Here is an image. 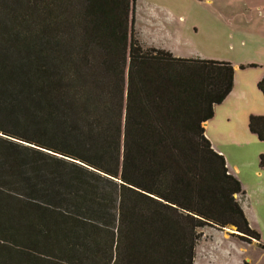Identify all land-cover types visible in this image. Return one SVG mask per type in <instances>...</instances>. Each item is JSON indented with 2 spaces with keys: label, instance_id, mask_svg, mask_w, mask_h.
Here are the masks:
<instances>
[{
  "label": "trees",
  "instance_id": "trees-1",
  "mask_svg": "<svg viewBox=\"0 0 264 264\" xmlns=\"http://www.w3.org/2000/svg\"><path fill=\"white\" fill-rule=\"evenodd\" d=\"M135 4L0 0V264H195L206 227L264 250L203 127L235 68L144 46Z\"/></svg>",
  "mask_w": 264,
  "mask_h": 264
},
{
  "label": "rangeland",
  "instance_id": "rangeland-1",
  "mask_svg": "<svg viewBox=\"0 0 264 264\" xmlns=\"http://www.w3.org/2000/svg\"><path fill=\"white\" fill-rule=\"evenodd\" d=\"M157 2L170 4L176 18L174 24L161 21L165 9L157 8ZM210 2L136 0L135 27L141 36V43L146 47L153 44L164 46L181 59H210L239 65L235 69L238 72L237 89L227 103L217 105V117L211 121V131L217 135L230 171H235L236 167L239 169L235 175L244 186L246 199L264 223V200L261 199L264 172L260 174L259 165V157L264 155V142L252 135L248 127V133L245 131V124L250 121L251 115L264 116V95L253 80L254 73H264V0ZM259 8L263 10L259 11ZM152 11L156 12V19L151 16ZM261 242L264 243V237ZM247 248V255L256 259L263 253L257 245ZM202 251L201 245L197 251V264H245L246 253L235 258H209L207 255L203 258Z\"/></svg>",
  "mask_w": 264,
  "mask_h": 264
},
{
  "label": "crops",
  "instance_id": "crops-1",
  "mask_svg": "<svg viewBox=\"0 0 264 264\" xmlns=\"http://www.w3.org/2000/svg\"><path fill=\"white\" fill-rule=\"evenodd\" d=\"M210 3L213 4V0H211ZM156 7L159 8V9H161V8L165 9L163 18H160L161 21H163V22H165L167 24H174V22L176 21V18L174 16V14H172V8H171L169 3L164 2V4H162L160 2H157ZM259 9H260L259 11H262L264 8L263 9L259 8ZM213 13H214V11H213ZM212 15L214 16V14H212ZM151 16H152V18L156 19V12L152 11V15ZM212 19H214V17H212ZM214 20L217 21V19H214ZM138 39H139V41L141 40V36L139 35V33H138ZM148 48L165 49L164 46L160 47V45L156 46L155 44L149 45ZM165 51H169V50L165 49ZM169 52L173 53V51H169ZM173 54H175V53H173ZM233 67L235 69H238L239 65L238 66H233ZM237 73H238L237 71H236V73H234V89L232 90L231 94L226 98V100L223 103H227L228 100L230 99V96L237 89V86H238V84H237ZM253 75H254L253 76V80H255L256 84L259 85V82L264 77V73L257 72V73H254ZM217 108L218 107L216 106L215 107L214 118L217 117V112H216ZM214 118L212 120L207 121L206 123H204L203 127L205 128L206 136H207L208 140H210L213 149L216 152H218L220 155H223L222 153H225V152L222 150V147H220V145H219V141L217 139V135L212 133V131H211V126H212V122L211 121H213ZM249 122L247 124H245L246 133H248L247 127L249 128ZM249 131H250V129H249ZM251 134L256 136V137H258L256 134H253L252 132H251ZM258 140H259V137H258ZM225 159H226V157H225ZM226 161H227V159H226ZM259 162H260V157H259ZM227 166H228V162H227ZM228 168H229V166H228ZM238 170L239 169L236 167L235 171H238ZM260 170H261L260 174H262V172H264V170L261 167H260ZM235 171L231 172L230 168H229V172L231 174H233L234 176H236L235 175L236 174ZM238 179L240 180V178H238ZM238 199L241 202L240 204H241L242 209H243V211H244V213H245V215H246V217L248 219L247 221H248L249 225L251 226L252 229L256 230L261 235L260 239L263 238L264 237V223L260 220L258 214L254 210V206L252 207L251 203L246 199V193H245L244 196L240 195L238 197ZM261 199L264 200V193H263V196H262ZM202 232H203L202 239H201V241L198 244L197 251H198L199 247L202 245V247H203L202 253L205 255V256H203V258H205L206 255L209 258H211L213 256H222V257L223 256L224 257H232L233 256V258H235L236 255L240 256V254L242 255L243 253L244 254L246 253V255L244 257L245 258V261H244L245 264H253V263L254 264H260V263H263V261H264V250L259 246V244L256 241H253L251 244L241 242L240 239H238L237 237L234 236V234L238 233L235 230V228H230V229H226V230H217V229H214V228L206 227V228H204L202 230ZM260 243L264 245V243H262L261 240H260ZM253 245H257L258 247H260L262 252H263V253H261V255H260V257L258 259L247 255V253H249L247 247H249V246L251 247ZM197 251H196L195 264H197Z\"/></svg>",
  "mask_w": 264,
  "mask_h": 264
}]
</instances>
